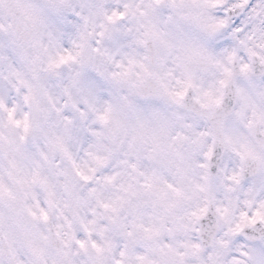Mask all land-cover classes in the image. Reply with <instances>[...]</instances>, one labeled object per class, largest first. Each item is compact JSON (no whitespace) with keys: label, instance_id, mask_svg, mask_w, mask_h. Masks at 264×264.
<instances>
[{"label":"clouds","instance_id":"9594fccd","mask_svg":"<svg viewBox=\"0 0 264 264\" xmlns=\"http://www.w3.org/2000/svg\"><path fill=\"white\" fill-rule=\"evenodd\" d=\"M0 264H264V0H0Z\"/></svg>","mask_w":264,"mask_h":264}]
</instances>
